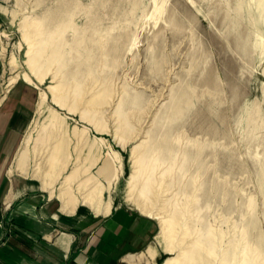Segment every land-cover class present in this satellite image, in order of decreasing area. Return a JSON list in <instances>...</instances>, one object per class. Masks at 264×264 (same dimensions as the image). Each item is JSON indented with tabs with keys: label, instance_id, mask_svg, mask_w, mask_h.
I'll list each match as a JSON object with an SVG mask.
<instances>
[{
	"label": "rangeland",
	"instance_id": "rangeland-1",
	"mask_svg": "<svg viewBox=\"0 0 264 264\" xmlns=\"http://www.w3.org/2000/svg\"><path fill=\"white\" fill-rule=\"evenodd\" d=\"M12 82L28 164L152 216L157 264H264V0H0Z\"/></svg>",
	"mask_w": 264,
	"mask_h": 264
},
{
	"label": "crops",
	"instance_id": "crops-1",
	"mask_svg": "<svg viewBox=\"0 0 264 264\" xmlns=\"http://www.w3.org/2000/svg\"><path fill=\"white\" fill-rule=\"evenodd\" d=\"M14 82L0 94V264H157L152 216L110 209L84 170L54 176L28 164L29 101Z\"/></svg>",
	"mask_w": 264,
	"mask_h": 264
},
{
	"label": "bare ground",
	"instance_id": "bare-ground-1",
	"mask_svg": "<svg viewBox=\"0 0 264 264\" xmlns=\"http://www.w3.org/2000/svg\"><path fill=\"white\" fill-rule=\"evenodd\" d=\"M29 79V78H28ZM30 82V80H28ZM44 99V98H43ZM40 105V104H39ZM88 129V128H87ZM100 195V194H99ZM142 211V210H141ZM162 230V229H161ZM174 261L171 260H167L164 264H173Z\"/></svg>",
	"mask_w": 264,
	"mask_h": 264
}]
</instances>
